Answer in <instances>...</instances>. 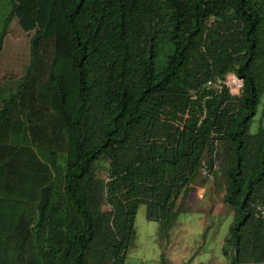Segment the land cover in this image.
I'll use <instances>...</instances> for the list:
<instances>
[{"label": "trees", "instance_id": "trees-1", "mask_svg": "<svg viewBox=\"0 0 264 264\" xmlns=\"http://www.w3.org/2000/svg\"><path fill=\"white\" fill-rule=\"evenodd\" d=\"M31 7L0 89V264H124L138 207L167 236L202 162L232 210L227 264H264V0H9L0 53Z\"/></svg>", "mask_w": 264, "mask_h": 264}, {"label": "rangeland", "instance_id": "rangeland-1", "mask_svg": "<svg viewBox=\"0 0 264 264\" xmlns=\"http://www.w3.org/2000/svg\"><path fill=\"white\" fill-rule=\"evenodd\" d=\"M8 10L9 0H0V21ZM32 11L33 7L24 9L10 23L0 53V89L13 86L28 64L31 33L23 29L33 26ZM259 123H264V98L251 130ZM224 193L220 175L216 180L209 178L206 183L197 184L179 202L182 212L167 236L161 234L159 223L146 219V208L140 205L124 264H160L161 256L169 264H209L213 258L227 264L221 249L232 222V210L223 203Z\"/></svg>", "mask_w": 264, "mask_h": 264}, {"label": "built area", "instance_id": "built-area-1", "mask_svg": "<svg viewBox=\"0 0 264 264\" xmlns=\"http://www.w3.org/2000/svg\"><path fill=\"white\" fill-rule=\"evenodd\" d=\"M223 85L226 87L228 93L231 96H239L243 89V79L236 76L234 73H229L226 75ZM202 173L209 178H212V176L207 173L205 169V163L202 162ZM255 216L256 218L264 219V205L258 204L255 206Z\"/></svg>", "mask_w": 264, "mask_h": 264}, {"label": "crops", "instance_id": "crops-1", "mask_svg": "<svg viewBox=\"0 0 264 264\" xmlns=\"http://www.w3.org/2000/svg\"><path fill=\"white\" fill-rule=\"evenodd\" d=\"M215 213H218L219 214V211H215ZM220 214H223V213H220ZM221 263L222 262L220 260H217L216 258L211 259V261L209 262V264H221ZM224 263H226V261H224Z\"/></svg>", "mask_w": 264, "mask_h": 264}]
</instances>
